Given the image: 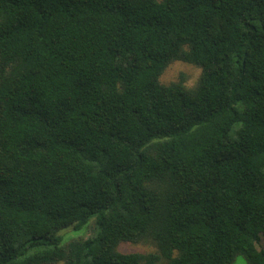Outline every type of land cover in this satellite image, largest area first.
<instances>
[{
    "label": "trees",
    "instance_id": "obj_1",
    "mask_svg": "<svg viewBox=\"0 0 264 264\" xmlns=\"http://www.w3.org/2000/svg\"><path fill=\"white\" fill-rule=\"evenodd\" d=\"M238 256L264 264V0H0V264Z\"/></svg>",
    "mask_w": 264,
    "mask_h": 264
},
{
    "label": "rangeland",
    "instance_id": "obj_2",
    "mask_svg": "<svg viewBox=\"0 0 264 264\" xmlns=\"http://www.w3.org/2000/svg\"><path fill=\"white\" fill-rule=\"evenodd\" d=\"M181 75H185L187 78L186 85L188 87H193L200 75V70L192 65L182 63V62H174L171 64L163 75L160 78L162 84H169L178 80ZM88 229L87 227L74 233L72 229H66L62 231V235L64 239H72L78 236H87ZM123 251L130 250V251H141L146 252L150 251L148 248H145L141 245L133 246V245H123L121 247ZM234 264H247L245 259L242 256L236 257Z\"/></svg>",
    "mask_w": 264,
    "mask_h": 264
}]
</instances>
